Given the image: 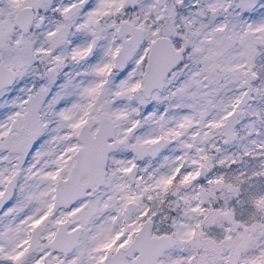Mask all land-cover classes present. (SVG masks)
Masks as SVG:
<instances>
[{"label": "snow or ice", "instance_id": "obj_1", "mask_svg": "<svg viewBox=\"0 0 264 264\" xmlns=\"http://www.w3.org/2000/svg\"><path fill=\"white\" fill-rule=\"evenodd\" d=\"M0 264H264V0H0Z\"/></svg>", "mask_w": 264, "mask_h": 264}]
</instances>
